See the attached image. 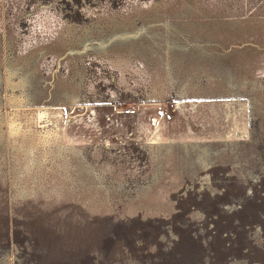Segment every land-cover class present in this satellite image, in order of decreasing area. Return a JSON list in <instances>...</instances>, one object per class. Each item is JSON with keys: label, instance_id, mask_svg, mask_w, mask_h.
Instances as JSON below:
<instances>
[{"label": "rangeland", "instance_id": "374dc122", "mask_svg": "<svg viewBox=\"0 0 264 264\" xmlns=\"http://www.w3.org/2000/svg\"><path fill=\"white\" fill-rule=\"evenodd\" d=\"M261 91L264 0H0V264H264Z\"/></svg>", "mask_w": 264, "mask_h": 264}, {"label": "bare ground", "instance_id": "6f19581e", "mask_svg": "<svg viewBox=\"0 0 264 264\" xmlns=\"http://www.w3.org/2000/svg\"><path fill=\"white\" fill-rule=\"evenodd\" d=\"M255 31V33H256V30H254ZM254 31L252 32V33H254ZM259 32H260V30H259ZM258 33V32H257ZM256 33V34H257ZM258 35H260V34H258ZM253 36H254V34H253ZM257 37V36H256ZM259 37V36H258ZM254 95L257 97V101H259L261 98H263L264 97V91H261V92H257V93H254ZM169 152V151H168ZM167 155V154H166ZM165 155V156H166ZM174 155V154H173ZM172 155V156H173ZM169 157V156H168ZM165 159V158H164ZM166 162H165V164H166V167L168 168V170L170 169V168H172L171 166H172V164H171V159L170 158H166V160H165ZM162 164H163V162H162ZM157 167H159V166H157ZM166 167L164 166V168L166 169ZM162 168V167H161ZM160 168V169H161ZM161 171V170H160ZM160 173V172H159ZM158 173V174H159ZM170 173V172H169ZM168 174V173H167ZM165 176V175H164ZM176 176L174 175V176H172V178H173V181H174V179L175 180H177L176 178H175ZM161 178V177H160ZM153 180V179H152ZM151 180V182H153ZM156 180V179H155ZM150 182V183H151ZM156 182V181H155ZM168 182V183H167ZM171 182V181H170ZM169 182V180L167 181V180H165V179H162L161 178V180L160 181H158V182H156L153 186H151V187H147V188H145V187H141V186H139L138 187V189L139 190H137L136 191V196L135 197H133V195H132V197H133V202L131 201L130 203H133V205H134V203L135 204H141V205H144V206H147L148 207V205L149 206H152L151 208H156V211L158 210V212L159 211H162L161 213H167V211L168 210H165V205L167 206L168 204H169V206L170 205H173V198H172V194H174V193H178V192H180L182 189H183V187L182 186H180L179 188H176L174 191H170V189L168 188L171 184H169L170 183ZM212 185H210V188H212V190L213 191H215V192H217V190L215 189V188H213V187H211ZM123 190V189H122ZM129 190V189H128ZM136 190V189H135ZM119 191V190H118ZM124 192V191H123ZM120 193V192H119ZM129 193V192H128ZM129 196V195H128ZM109 199V198H108ZM124 199V198H123ZM129 199V198H128ZM132 200V199H131ZM128 201V200H127ZM127 201H126V203H127ZM130 201V200H129ZM125 203V204H126ZM162 203H164L165 205H164V207H163V204ZM111 205V204H110ZM158 205H160V207H158ZM162 205V206H161ZM127 206V205H126ZM129 206H130V204H129ZM134 206H136V205H134ZM136 207H138V206H136ZM171 208H172V211H173V209L175 210V208H173L172 206H170ZM134 208V207H133ZM146 208V207H145ZM149 208V207H148ZM130 209V208H129ZM141 209V208H140ZM147 209V208H146ZM170 209V208H169ZM143 210V209H142ZM151 210V209H150ZM154 209H152V211H153ZM155 211V212H156ZM148 211H146V213H147ZM150 212V211H149ZM171 212V211H170ZM150 213H152V212H150ZM160 213V212H159ZM153 214H155V213H153ZM158 214V213H157ZM156 214V215H157ZM153 217H157V216H153ZM199 219V217H198V215H194V220H198ZM166 238V237H165Z\"/></svg>", "mask_w": 264, "mask_h": 264}]
</instances>
